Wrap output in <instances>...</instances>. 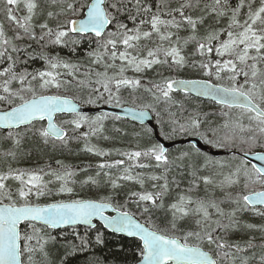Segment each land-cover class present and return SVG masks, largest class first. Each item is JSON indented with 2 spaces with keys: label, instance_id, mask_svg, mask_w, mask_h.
<instances>
[{
  "label": "snow or ice",
  "instance_id": "snow-or-ice-1",
  "mask_svg": "<svg viewBox=\"0 0 264 264\" xmlns=\"http://www.w3.org/2000/svg\"><path fill=\"white\" fill-rule=\"evenodd\" d=\"M0 6V264H72L105 244L101 229L137 239V264H264V0ZM185 71L203 78H177ZM178 91L213 100L223 123L196 107L172 111ZM101 102L167 124L168 139L197 136L232 156H202L195 144L173 155L163 143L141 145L140 133L127 149L102 148L93 138L109 140L106 121L122 117L82 110ZM73 144L100 158L94 175L91 164L51 157L17 166ZM250 155L261 166L249 168Z\"/></svg>",
  "mask_w": 264,
  "mask_h": 264
},
{
  "label": "trees",
  "instance_id": "trees-1",
  "mask_svg": "<svg viewBox=\"0 0 264 264\" xmlns=\"http://www.w3.org/2000/svg\"><path fill=\"white\" fill-rule=\"evenodd\" d=\"M2 7V6H0ZM0 21H4L5 27L7 28V21L4 20V16L2 11H0ZM90 47L89 43L87 40L83 41L82 44L80 45V55L78 57H74V59H83V53L85 49H88ZM91 47H95L94 44L91 45ZM65 53H67V49L64 50ZM129 75H132V73H128ZM153 76L152 72H148L145 76V79L150 78ZM177 78H183V79H201L199 74H196L191 71H185L181 72L177 75ZM70 95H77L75 91L71 93H66ZM125 96H127V93H125ZM174 100L176 101V106L172 108V111L177 112L179 114L180 109L179 105H183L187 109H191L192 107H196L201 113L207 114V120L208 122L212 123L213 125L221 124L224 121V117L222 115V109L221 106L215 107L214 104H212L209 101L194 98L190 95H186L185 93L182 92H176L173 94ZM86 98V97H85ZM79 99V97H78ZM100 105H108L104 104L101 102ZM84 106H91V105H84ZM233 115L235 116L238 114V110H232ZM90 115H95L96 113H88ZM66 117L63 116H58L57 117V122L59 120L64 119ZM154 124L158 130L159 135L167 141H172L176 139H182L184 135H177L172 139L166 138L170 132L171 128L165 124V125H160L157 123V121L153 118ZM247 123V121H245ZM121 129L120 133H117L115 129ZM123 133H127L124 135ZM140 133V143L141 145L146 144L147 142L151 141L156 143L157 141L153 137L152 130L145 126V125H138L134 124L128 120L125 119H120V120H109L106 121V132L105 135H108L110 137L109 140L105 141L103 139L97 140L96 138H93V143L98 144L100 147L105 148V149H127L131 146H133L137 142L136 134ZM203 141V140H202ZM209 145L211 148H218V147H213L210 144ZM82 147V145H76L73 144L71 146V150H65L63 152L61 151H56L52 152L49 149L42 150L40 152H34L33 156L31 159H26L22 161L19 165V167H35L40 164L45 163L46 161L49 160V157L52 158V162L54 163L55 159H62L66 163L72 164V165H79V166H84L91 164L93 165V168L89 170L88 174L94 175L95 174V164L100 160L99 157L92 156L90 154L82 153L79 152V148ZM191 148V145H177L175 147H172L169 149V152L173 155H178L179 152L178 150H189ZM223 149V148H220ZM260 149H256V151H259ZM192 151H195V149H192ZM201 155H206L202 152H200ZM232 155V154H229ZM208 156V155H207ZM210 157V156H209ZM112 159L118 158L116 156L111 157ZM212 158V157H211ZM226 159L227 157H223ZM222 158V159H223ZM83 178V177H81ZM134 189L138 186H133ZM124 191H127V187L124 189ZM61 197H57L59 199ZM64 199H67V197H63ZM122 199V197H121ZM43 202V201H42ZM50 202V201H46ZM254 223H262V221L258 218H252ZM99 226V224H98ZM104 232V239H105V244L103 246H95L92 247L90 246L89 251L87 255L85 254H80L73 262L72 264H85V261L87 259L92 258L93 256L99 257L102 260H104V264H134L138 260L137 256V245L139 241L135 238H128L124 237L121 235H116L113 234L105 229H101ZM61 231H64L66 233L71 232L72 228L67 227L63 230H54V234H59ZM76 231H78L81 235L84 234L85 232V227L84 226H77ZM92 239L94 241L95 238V232L93 231L91 233Z\"/></svg>",
  "mask_w": 264,
  "mask_h": 264
},
{
  "label": "water",
  "instance_id": "water-1",
  "mask_svg": "<svg viewBox=\"0 0 264 264\" xmlns=\"http://www.w3.org/2000/svg\"><path fill=\"white\" fill-rule=\"evenodd\" d=\"M190 95L196 96L195 93H192ZM196 97H198V96H196ZM199 98L211 100L208 97H199ZM211 101H213V100H211ZM82 110L87 112V113H96V112H100V111H102V112H110V113H113V114L120 115L123 119L131 121L133 123H136V124H139V125H146L152 130L153 137L155 138V140L158 143H163L168 149L172 148L175 145H181V144H191V145H193V144H195L197 149H199L201 151H206V152H208L209 154H211L213 156H218V155H224V154L232 153L229 150H212L209 147H207L206 145H204L199 137H186V138L176 139V140H172V141L164 140L158 134L157 129H156L155 124H154V121H153V117H151V116L149 118H147L143 123H141L140 121L133 120L130 116H127L125 113L122 112L121 108L112 107L111 105H100L99 107L83 106ZM247 159H248V162H250L252 165L255 164L257 166H261V164H262L261 161L256 160L251 155ZM107 214H113V213L109 212ZM79 226H83V225H79ZM66 227H68V226H66ZM105 230H107V229H105ZM107 231H109V230H107ZM113 234H116V233H113ZM116 235H121V236L127 237L124 234H116ZM128 238H132V237H128ZM135 264H137V262Z\"/></svg>",
  "mask_w": 264,
  "mask_h": 264
},
{
  "label": "flooded vegetation",
  "instance_id": "flooded-vegetation-1",
  "mask_svg": "<svg viewBox=\"0 0 264 264\" xmlns=\"http://www.w3.org/2000/svg\"><path fill=\"white\" fill-rule=\"evenodd\" d=\"M212 104H214L215 107L220 106V105H217V104H215V103H213V102H212ZM223 157H225V156H220V160H221ZM248 166H251V165L248 164Z\"/></svg>",
  "mask_w": 264,
  "mask_h": 264
},
{
  "label": "rangeland",
  "instance_id": "rangeland-1",
  "mask_svg": "<svg viewBox=\"0 0 264 264\" xmlns=\"http://www.w3.org/2000/svg\"><path fill=\"white\" fill-rule=\"evenodd\" d=\"M231 156H232V155H227V156H226V157H227L226 159H229V158H231ZM214 159H215V158H214ZM221 160H224V158H223V159H221Z\"/></svg>",
  "mask_w": 264,
  "mask_h": 264
},
{
  "label": "bare ground",
  "instance_id": "bare-ground-1",
  "mask_svg": "<svg viewBox=\"0 0 264 264\" xmlns=\"http://www.w3.org/2000/svg\"><path fill=\"white\" fill-rule=\"evenodd\" d=\"M156 127V126H155ZM157 129V128H156ZM157 132H158V130H157ZM153 133V132H152ZM189 137H197V136H189ZM230 154H232V153H230Z\"/></svg>",
  "mask_w": 264,
  "mask_h": 264
}]
</instances>
